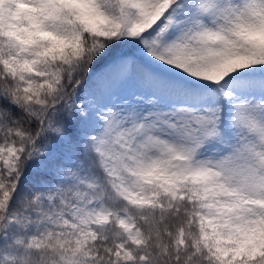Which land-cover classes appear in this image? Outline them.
I'll return each instance as SVG.
<instances>
[{
  "label": "snow or ice",
  "instance_id": "snow-or-ice-1",
  "mask_svg": "<svg viewBox=\"0 0 264 264\" xmlns=\"http://www.w3.org/2000/svg\"><path fill=\"white\" fill-rule=\"evenodd\" d=\"M0 264H264V0H0Z\"/></svg>",
  "mask_w": 264,
  "mask_h": 264
}]
</instances>
